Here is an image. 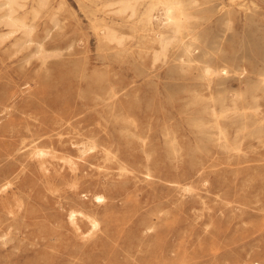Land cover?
Returning <instances> with one entry per match:
<instances>
[{
    "label": "rangeland",
    "instance_id": "374dc122",
    "mask_svg": "<svg viewBox=\"0 0 264 264\" xmlns=\"http://www.w3.org/2000/svg\"><path fill=\"white\" fill-rule=\"evenodd\" d=\"M32 1L17 13L31 31L0 40V264H264V0H186L191 30L164 53L135 16L110 12L124 41L104 44L78 0ZM36 144L59 149L47 170ZM71 209L98 216L94 236Z\"/></svg>",
    "mask_w": 264,
    "mask_h": 264
},
{
    "label": "bare ground",
    "instance_id": "6f19581e",
    "mask_svg": "<svg viewBox=\"0 0 264 264\" xmlns=\"http://www.w3.org/2000/svg\"><path fill=\"white\" fill-rule=\"evenodd\" d=\"M48 1L49 0H33L32 1V3H33L32 4V9L35 10V11H38L39 10V7H42V6L46 5L48 3ZM78 1H79V5H80L82 11H84L85 13H87L88 15H90L91 24H92L94 30L96 31L97 38L100 41V43L108 44V43H111V42H115L117 44H122L123 41H124V37L119 34V32L115 28V26L111 25L110 22L107 19V16L109 14H111V13L114 14V15H116V16H122V19L126 20V22H128L129 20H131V17L135 16L136 17V21L133 23V25H135L136 27H139V25H141V28L146 31V34L144 35V39L147 42H150L152 44L157 43L160 46V50L163 51L162 53H164V50H166L168 48V46L172 42H174V41H180V43H181L182 42V39H183L184 32L185 31H188V30H191V24H192L191 23V20H192L191 18L193 16V12L191 11L190 5L186 2V0H151L150 5L148 7H146V9L141 10V11L138 10V4H137L138 3V0H78ZM26 4H27V0H0V22L3 23L4 25L10 27V29L8 31H1L0 32V40H4L5 38L10 37L18 29H22L25 32L29 31L30 26H28L29 23L28 24L26 23L25 18H24L25 16L24 17H21V16H18V14H17L19 12L20 8H23L24 6H26ZM157 6H160V8L163 11V17H161V19H159V20H157V16H155V11H156ZM54 8H55V6H54ZM155 20H157V22H158L157 25H155ZM16 41H18V40H16ZM0 42H2V41H0ZM31 43H33V42H31ZM12 44H14V43H12ZM45 46L46 45H44V47H43V45L40 44L39 45V48H38V51L36 50L37 51V54L38 53L39 54H42L44 52V48H46ZM191 46H192V42L191 41L189 43L188 42H184V49H185V51L188 54V61L189 62H191V61L193 62V58H191V56H190V55H192L191 54L192 53V47ZM69 47H71V46H69ZM47 53H48V51H47ZM32 55H34V54H32ZM42 57H44V55L41 56V58ZM47 59L46 60L44 59V60L46 62H48ZM184 61H186V60H184ZM46 62H45V64H46ZM48 63H50V62H48ZM46 66H48V65H46ZM41 68H43V67H41ZM44 68H46V67H44ZM85 68L88 69L87 67H85ZM224 73L225 74L228 73V69H226L225 67H223L221 69H216V68H213V67H211L209 65H206L202 69L201 76H202V78L211 79L210 77H213L215 74H224ZM101 85H102V89H100V94L102 95V98L105 100V99H107V96H108L109 85H107L106 82L102 83ZM10 106L11 107H14L13 105H10ZM214 111H215V109H214ZM78 122H75V124L78 123ZM7 124L11 127V126L15 125V121L14 120H10ZM2 127L3 126H0V129H2ZM78 127H80V126H78ZM74 128H76V127H74ZM77 129H79V128H77ZM105 131H106V129H105ZM62 133H58V141H59V143H63L64 142V138H63V134ZM95 134H97V133H95ZM34 135H36V137L31 141L32 143L33 142L37 143L36 141L39 140V139L42 140L43 134L41 135V134L33 133V136ZM96 137H97V135L95 136V138ZM69 138H70V136H69ZM73 138L71 137L70 139L72 140ZM54 141L55 140H51L52 143H54ZM71 143H72L73 147H77L78 148V151H80L82 153V155L83 154L85 155V154L90 153L91 151H93L97 147V144L95 143V141L93 139H91V141H90V139L89 140H84V141H74V140H72ZM30 145H31V143H30ZM25 146H28V145L26 144ZM44 147L45 146L40 147V146H38L36 144L35 149L33 148V150H31V152L28 150V156H35V158H37V162H38L39 166L42 169L47 170V166L45 164L46 163V157L47 156H57L56 155V150H59V149H55V148H52V147H49V149H48V148H44ZM46 147H48V146H46ZM106 147L103 148V149L104 150H107V152H108L109 150L106 149ZM20 150H22V149H20ZM147 156H149V155H147ZM113 157H111V158H113ZM68 162L71 165V169L75 170L77 168V165H76L77 162L74 161V159L73 160L72 159H68ZM118 169H120V168H118ZM110 173H112V172H110ZM12 175H13V173H12ZM107 175H108V173H107ZM75 179H77V178H75ZM136 182H138V181H136ZM126 184H121V187L119 186L118 188H116V190L118 191L119 189L120 190L125 189ZM7 186H9V183H5V184L3 183V185L0 186V191L6 189ZM16 195H17V193H16ZM82 196H87V194L85 193ZM92 201H94L95 203H103L106 200H105L104 194L102 195V193H101V194H94L92 196ZM177 201H179V200H177ZM106 205H107V203H106ZM89 212L92 213L93 211L90 210ZM67 215H68V219H69V222L71 223V225H73L74 228L77 231H79L81 234H83L85 237L86 236H90V235L94 236L93 233L96 231V229L99 228L100 221L97 219L98 216L95 217V216L91 215L90 213L84 211L83 209L82 210L81 209L80 210H78V209L77 210L76 209H71L68 212ZM8 218H10V217H8ZM83 218L87 219L88 223L90 224V227H89V229H88L87 232L82 231V227H81V224L82 223L80 224V222H79V220L80 219H83ZM15 219H13V220H15ZM10 223L12 224V222H10ZM68 225H70V224H68ZM74 233H75V231H74ZM127 245L130 246L131 245L130 242H128Z\"/></svg>",
    "mask_w": 264,
    "mask_h": 264
}]
</instances>
